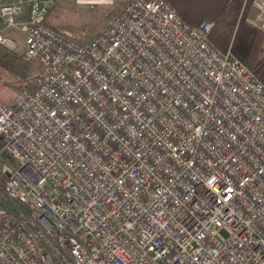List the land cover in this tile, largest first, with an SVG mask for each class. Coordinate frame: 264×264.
<instances>
[{
	"label": "built area",
	"instance_id": "built-area-1",
	"mask_svg": "<svg viewBox=\"0 0 264 264\" xmlns=\"http://www.w3.org/2000/svg\"><path fill=\"white\" fill-rule=\"evenodd\" d=\"M49 2L0 0L42 72L0 104V264H264V82L215 22L128 0L79 43Z\"/></svg>",
	"mask_w": 264,
	"mask_h": 264
},
{
	"label": "rangeland",
	"instance_id": "rangeland-1",
	"mask_svg": "<svg viewBox=\"0 0 264 264\" xmlns=\"http://www.w3.org/2000/svg\"><path fill=\"white\" fill-rule=\"evenodd\" d=\"M93 1L94 0H50L48 21L52 26L71 36L76 42H87L100 29L106 26L110 18L116 14L128 0ZM170 1L176 13L181 18L185 17L187 22H199L208 15L200 0ZM253 12L254 10L251 8L249 14L252 15ZM235 30L236 27L234 32ZM245 30L246 27H244L243 24L239 32L240 37L244 36ZM226 32L227 31L223 29L222 32L219 33V39L216 41V48L220 50H222L221 47L225 42ZM10 34L15 40V49L12 51L0 49V104L2 105L12 104L16 92L21 87L32 86L42 75L38 63L23 61L20 58V54L24 49L23 36L17 30H13ZM213 37L215 38V34ZM1 176L2 174L0 173V177ZM0 200H3L2 190L0 191Z\"/></svg>",
	"mask_w": 264,
	"mask_h": 264
},
{
	"label": "trees",
	"instance_id": "trees-1",
	"mask_svg": "<svg viewBox=\"0 0 264 264\" xmlns=\"http://www.w3.org/2000/svg\"><path fill=\"white\" fill-rule=\"evenodd\" d=\"M252 2L253 0H230L220 16L214 21L215 24L209 40L216 46L219 33L223 29L226 30L225 42L221 49L226 50L230 46L233 54L243 64L248 66L256 77L264 82V30H259L246 21V12ZM243 24L246 30L244 36L240 37L239 32ZM235 27L236 30L234 32ZM214 34L215 38L213 37ZM3 180L4 177L2 175L0 177L1 186Z\"/></svg>",
	"mask_w": 264,
	"mask_h": 264
},
{
	"label": "crops",
	"instance_id": "crops-1",
	"mask_svg": "<svg viewBox=\"0 0 264 264\" xmlns=\"http://www.w3.org/2000/svg\"><path fill=\"white\" fill-rule=\"evenodd\" d=\"M166 1L171 5L170 0H166ZM200 1L204 5V8L206 9V12L208 13V15L203 20H210V21H215L220 16L224 7L230 2V0H200ZM251 8H253L254 10L252 15L249 14L251 11ZM255 13H256V8L253 6V2H252L251 6L248 7L247 12H246V21L247 19L253 18ZM182 19L189 25H193V26L198 25L201 21H203L201 19L199 22L194 23V22H187V20H185L186 19L185 17ZM20 58H21V54H20Z\"/></svg>",
	"mask_w": 264,
	"mask_h": 264
},
{
	"label": "bare ground",
	"instance_id": "bare-ground-1",
	"mask_svg": "<svg viewBox=\"0 0 264 264\" xmlns=\"http://www.w3.org/2000/svg\"><path fill=\"white\" fill-rule=\"evenodd\" d=\"M103 0H101V1H98V0H94L93 2H102Z\"/></svg>",
	"mask_w": 264,
	"mask_h": 264
}]
</instances>
